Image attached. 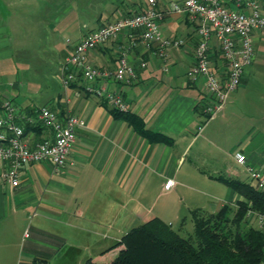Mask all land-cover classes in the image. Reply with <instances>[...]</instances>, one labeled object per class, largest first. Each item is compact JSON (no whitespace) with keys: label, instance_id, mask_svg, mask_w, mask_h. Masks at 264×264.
<instances>
[{"label":"crops","instance_id":"0c3cea01","mask_svg":"<svg viewBox=\"0 0 264 264\" xmlns=\"http://www.w3.org/2000/svg\"><path fill=\"white\" fill-rule=\"evenodd\" d=\"M175 2L184 0L156 4L164 12L163 35L185 40L165 57L156 53L157 44L128 28L88 52L93 65L114 71L128 47L136 77L129 83L109 81L122 87L129 111L162 134L153 140L114 115L101 98L86 93L83 78L64 87L61 70L88 31L147 9L148 0H0V76L15 72L22 60L32 64L37 71L32 79L43 86L22 109L48 105L63 115L71 106L86 120L71 154L75 166L56 171L50 162L29 163L21 169V184L12 187L1 177L0 165V264H32L35 257L53 264L61 251L81 248L98 257L114 254L121 248L114 245L141 219L158 216L173 226L183 210L216 212L243 199L218 178L251 183L238 153L264 173V32L255 34V60L224 110L196 135L209 92L204 79L187 76L199 34L188 14L172 7ZM229 4L235 7L234 0ZM212 42V66L225 74L227 63L215 37ZM142 61L147 65L140 68ZM51 133L29 129L27 136L36 142ZM170 179L174 184L167 188ZM157 194L168 196L161 212H155L152 200ZM169 213L176 216L167 218Z\"/></svg>","mask_w":264,"mask_h":264},{"label":"built area","instance_id":"2783aa9c","mask_svg":"<svg viewBox=\"0 0 264 264\" xmlns=\"http://www.w3.org/2000/svg\"><path fill=\"white\" fill-rule=\"evenodd\" d=\"M148 1L150 6L147 9L106 22L88 31L74 45L72 53L61 64L64 87L83 78L86 93L101 98L111 108L129 110L122 87H113L109 81L129 83L136 77L137 67L129 60L128 47L122 51L114 71L93 65L88 52L116 39L124 28L137 31L146 41L157 44L156 53L160 57H165L171 47L183 46V38L163 35L160 21L164 12L157 8V0ZM229 1L184 0L182 4L175 2L172 5L175 10L188 14L199 34L195 62L187 76L191 81L204 79L209 96L201 103L204 121L197 126L196 135L201 134L208 122L224 110L230 94L241 84L246 68L255 60V34L264 32V0H234L235 7ZM213 37L217 39L221 56L228 66L225 74L212 66ZM146 65L142 61L139 67ZM27 126L47 128L52 133L43 140L31 142ZM84 126L86 120L71 106L63 115L48 105L22 109L12 98L0 94L1 177L12 187H18L21 184V169L26 164L50 162L56 171L68 165L75 166L76 161L71 154L78 139V130ZM237 160L249 172L251 184L264 191V173L248 165L243 153L237 154ZM173 184L170 179L166 187L170 188ZM248 218L251 221L255 218L257 227L264 230V212L250 210Z\"/></svg>","mask_w":264,"mask_h":264},{"label":"trees","instance_id":"16d2710c","mask_svg":"<svg viewBox=\"0 0 264 264\" xmlns=\"http://www.w3.org/2000/svg\"><path fill=\"white\" fill-rule=\"evenodd\" d=\"M107 104L106 101H104ZM114 115L129 121L143 135L157 140L162 134L146 127L143 118L131 111L111 108ZM41 127H26L38 130ZM243 199L225 203L218 211L191 209L194 232L187 237L171 223L155 216L126 232L114 247L121 248L110 261L89 257L83 264H264V230L248 218L250 210L264 212V191L239 178L219 176ZM185 223L183 219L182 226ZM32 264H50L35 257Z\"/></svg>","mask_w":264,"mask_h":264},{"label":"rangeland","instance_id":"374dc122","mask_svg":"<svg viewBox=\"0 0 264 264\" xmlns=\"http://www.w3.org/2000/svg\"><path fill=\"white\" fill-rule=\"evenodd\" d=\"M259 60L261 61L260 58ZM31 66V63L29 64L25 61L19 60L18 69L15 72H9L7 73V75L0 76V94L12 98L20 108L33 102L31 98H33L34 100L33 96L36 94V92L43 88V86L36 85L35 80L32 79V75H35L37 71L32 69ZM156 196L157 197L152 199L153 202H155V212H161L160 210L165 208L164 206L165 202L168 200V196H158V194ZM211 198L215 199L213 197ZM232 205L234 207L237 206L236 203ZM178 214H181V216L175 221H172L174 222L173 227L175 230H178L183 236L187 237L189 234H192L194 232V222L191 217V212L188 209L183 210ZM166 216L167 218H173L174 216H176V214L169 213ZM183 219H185V223L182 226ZM142 222H144L143 219H141V221H138L135 226L141 224ZM254 225H256V223H254ZM128 231L129 229L125 232ZM114 256L112 254H108L103 257H98L96 253H92L91 249L88 250L85 248H81L76 252L70 254L66 253L63 250L56 257L53 264H83L89 257H92L97 261H110Z\"/></svg>","mask_w":264,"mask_h":264}]
</instances>
